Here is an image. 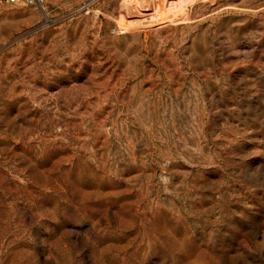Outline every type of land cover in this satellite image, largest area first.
Masks as SVG:
<instances>
[{"label":"rangeland","instance_id":"374dc122","mask_svg":"<svg viewBox=\"0 0 264 264\" xmlns=\"http://www.w3.org/2000/svg\"><path fill=\"white\" fill-rule=\"evenodd\" d=\"M45 6L0 3V264H264V0Z\"/></svg>","mask_w":264,"mask_h":264},{"label":"built area","instance_id":"2783aa9c","mask_svg":"<svg viewBox=\"0 0 264 264\" xmlns=\"http://www.w3.org/2000/svg\"><path fill=\"white\" fill-rule=\"evenodd\" d=\"M46 1L47 0H0V3L16 4V5H36L41 7L46 12ZM47 17L48 13L46 12Z\"/></svg>","mask_w":264,"mask_h":264},{"label":"bare ground","instance_id":"6f19581e","mask_svg":"<svg viewBox=\"0 0 264 264\" xmlns=\"http://www.w3.org/2000/svg\"><path fill=\"white\" fill-rule=\"evenodd\" d=\"M151 19H152V17H151ZM148 21H150V20H148ZM152 21V20H151Z\"/></svg>","mask_w":264,"mask_h":264}]
</instances>
